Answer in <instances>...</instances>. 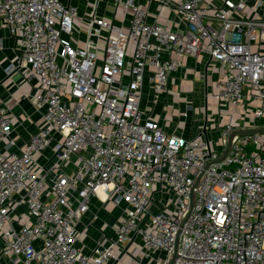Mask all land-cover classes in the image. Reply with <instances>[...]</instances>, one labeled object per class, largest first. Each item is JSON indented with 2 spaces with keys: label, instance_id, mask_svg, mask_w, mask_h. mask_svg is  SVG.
Returning a JSON list of instances; mask_svg holds the SVG:
<instances>
[{
  "label": "built area",
  "instance_id": "obj_1",
  "mask_svg": "<svg viewBox=\"0 0 264 264\" xmlns=\"http://www.w3.org/2000/svg\"><path fill=\"white\" fill-rule=\"evenodd\" d=\"M112 10L129 24L96 6L80 15L59 0H0L17 52L5 74L34 81L41 117L17 146L14 104L0 102L2 254L21 264H264V0H114ZM201 54L219 74L214 108L228 117L218 150L202 133L165 132L152 114L184 59ZM146 87L152 104L141 109ZM92 199L121 211L113 236L102 231L85 252L78 225ZM20 205L30 222L15 215Z\"/></svg>",
  "mask_w": 264,
  "mask_h": 264
},
{
  "label": "crops",
  "instance_id": "obj_2",
  "mask_svg": "<svg viewBox=\"0 0 264 264\" xmlns=\"http://www.w3.org/2000/svg\"><path fill=\"white\" fill-rule=\"evenodd\" d=\"M59 1L65 5L71 4L75 6L80 15L92 12L94 6H96L97 16L111 19L115 25L127 26L129 24V17H126L123 23L118 18L114 17L112 10L114 0ZM156 7L155 3L149 5L152 12L156 11ZM169 14L170 11L168 9H164L162 12V16L166 18L169 16L171 17ZM149 20L152 21V19ZM16 57L15 38L11 36L8 29L0 23V102L1 105L6 101L14 104L11 106L10 111L19 121V124L11 134V137L15 139L17 146H21L27 141L29 135L40 125L41 117L40 113L35 110L31 99V95L34 92V81L26 82L22 81L17 74L11 77H7L5 74L6 67ZM218 75V72L214 69L213 62L209 60L207 55L201 54L198 58L186 57L184 59V65L171 75L172 79L167 85L172 94H161L159 103L153 108L152 114L159 117L160 126L165 132L180 134L184 137H195L200 133L203 134L202 127L206 123L207 129L203 137L208 139L216 150L221 148L218 139L221 129L228 122V117L221 116L216 112L214 108L215 103L211 99ZM145 90L141 109L149 107L152 104L151 92L148 91V87H146ZM173 97L182 101V106L179 109H175L169 104V98ZM189 102H193V107L205 108L207 111V118L205 119L204 113L195 115L192 112H188L187 103L189 104ZM208 104L210 107H208ZM186 111L188 114L185 116L184 113H186ZM222 111L225 112L226 109L222 108ZM261 122L264 121L261 120L260 123ZM215 124L217 126L214 127ZM1 147L2 144L0 143V149ZM37 158L42 161L41 156H37ZM108 205L109 207H107ZM120 211L121 209L119 207H115L110 203L103 205L96 199L91 200L88 212L82 217L78 225L80 231L85 230L83 237L85 252H89V250L95 247V243L100 238L102 231L107 234L112 232L110 227L116 224ZM94 214L97 215V219L90 225L89 223ZM15 215H17L22 222H30L32 220L26 213V208L22 205L16 207ZM1 235L2 234H0V264H21L20 260L2 254L5 239ZM139 242V239H136V245L134 246L138 247ZM134 246L131 248L134 249ZM131 261L132 258L130 256H125L117 264H131ZM143 264H148V261H144Z\"/></svg>",
  "mask_w": 264,
  "mask_h": 264
},
{
  "label": "rangeland",
  "instance_id": "obj_3",
  "mask_svg": "<svg viewBox=\"0 0 264 264\" xmlns=\"http://www.w3.org/2000/svg\"><path fill=\"white\" fill-rule=\"evenodd\" d=\"M171 94H172V93H171ZM168 102H169V104H171L172 107L175 108V109H179V108L182 106V101L176 99V97L169 98ZM208 103H209V102H208ZM196 104H197V102H196ZM196 104H195V105H196ZM208 107H210L209 104H208ZM202 109H203V107H195L194 114H195V115L202 114V113H203ZM170 110H171V109H170ZM188 112H190V111H188ZM196 117H197V116H196ZM107 207H109V205H108ZM101 226H102V225H101ZM108 235H109V237H112V236H113L112 232H109Z\"/></svg>",
  "mask_w": 264,
  "mask_h": 264
},
{
  "label": "water",
  "instance_id": "obj_4",
  "mask_svg": "<svg viewBox=\"0 0 264 264\" xmlns=\"http://www.w3.org/2000/svg\"><path fill=\"white\" fill-rule=\"evenodd\" d=\"M205 132H206V129H205V127L203 128V134H205ZM257 132V131H256ZM197 185V181H196V183H195V185L194 186H196ZM175 248H176V244H175Z\"/></svg>",
  "mask_w": 264,
  "mask_h": 264
}]
</instances>
